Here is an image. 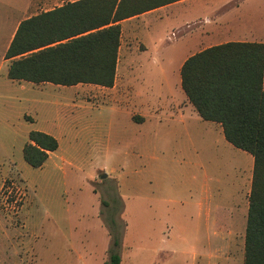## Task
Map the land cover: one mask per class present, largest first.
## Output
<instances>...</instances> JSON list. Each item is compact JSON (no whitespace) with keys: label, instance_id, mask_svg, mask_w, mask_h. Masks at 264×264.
I'll return each instance as SVG.
<instances>
[{"label":"rangeland","instance_id":"obj_1","mask_svg":"<svg viewBox=\"0 0 264 264\" xmlns=\"http://www.w3.org/2000/svg\"><path fill=\"white\" fill-rule=\"evenodd\" d=\"M75 1L0 0V264H105L113 220L122 264H205L203 246L179 229L195 212L191 197L204 182L251 186L253 158L198 116L172 110L142 124L125 105L108 108L146 96L178 103L168 89L193 43L173 41L170 23L152 29L155 41L124 35L110 89L7 77L5 49L20 22ZM255 1L264 17V0ZM33 130L60 144L39 169L23 158ZM224 252L213 239L212 264H224Z\"/></svg>","mask_w":264,"mask_h":264},{"label":"trees","instance_id":"obj_2","mask_svg":"<svg viewBox=\"0 0 264 264\" xmlns=\"http://www.w3.org/2000/svg\"><path fill=\"white\" fill-rule=\"evenodd\" d=\"M182 0H78L20 22L5 53L11 81L74 87L115 84L120 22ZM181 88L198 116L220 124L225 140L253 157L244 264H264V43L230 42L189 57ZM24 161L41 168L58 151L56 137L33 130ZM105 264H121L116 222Z\"/></svg>","mask_w":264,"mask_h":264},{"label":"crops","instance_id":"obj_3","mask_svg":"<svg viewBox=\"0 0 264 264\" xmlns=\"http://www.w3.org/2000/svg\"><path fill=\"white\" fill-rule=\"evenodd\" d=\"M261 14L255 0H182L120 22L121 42L124 35L128 41H150V38L155 41L152 29L170 23L171 31L175 34L173 41L180 39L193 43L194 49L181 59L185 62L192 55L212 46L230 42L264 43V17ZM10 43L11 41L5 53ZM5 61L10 65L9 60ZM183 63L178 64L176 69L178 79L175 93L171 88L168 89V92L179 97V102L175 105L161 103L158 98L152 101L146 96L140 102L114 103L108 108L120 111L125 105L126 109L128 108L126 116L136 122L134 115L139 114L144 121L137 123L142 124L158 119L162 112L172 110L177 114L187 113L192 118L198 116L181 88L180 71ZM3 64L0 62V67H3ZM208 123L206 128L209 132L218 131L224 136L220 124ZM250 192L251 186L241 183L219 184L213 188L204 182L196 196L191 197L190 203L195 207V212L183 217L188 226H180L179 229L180 232H189V236L194 238L196 248L203 246L205 264H212L213 239H220L225 244L224 264H244ZM237 239H240V249L234 252L235 243L239 242Z\"/></svg>","mask_w":264,"mask_h":264},{"label":"water","instance_id":"obj_4","mask_svg":"<svg viewBox=\"0 0 264 264\" xmlns=\"http://www.w3.org/2000/svg\"><path fill=\"white\" fill-rule=\"evenodd\" d=\"M107 177V175L106 174H104L103 176H102V179H105Z\"/></svg>","mask_w":264,"mask_h":264}]
</instances>
